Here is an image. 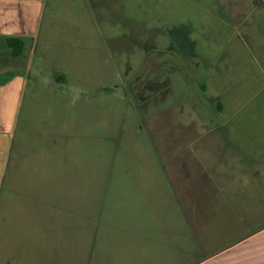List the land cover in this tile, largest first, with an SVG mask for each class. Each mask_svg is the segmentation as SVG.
Here are the masks:
<instances>
[{"label": "rangeland", "instance_id": "rangeland-1", "mask_svg": "<svg viewBox=\"0 0 264 264\" xmlns=\"http://www.w3.org/2000/svg\"><path fill=\"white\" fill-rule=\"evenodd\" d=\"M36 1L30 56L5 61L27 67L5 104L1 259L24 252L28 220V264H191L200 246L160 158L192 136L183 126L252 139L264 107V36L248 27L264 20L258 0Z\"/></svg>", "mask_w": 264, "mask_h": 264}, {"label": "crops", "instance_id": "crops-1", "mask_svg": "<svg viewBox=\"0 0 264 264\" xmlns=\"http://www.w3.org/2000/svg\"><path fill=\"white\" fill-rule=\"evenodd\" d=\"M221 5L231 9L230 13L238 19L233 26L241 31L245 21L241 19L238 10L232 9L234 5L223 1ZM39 6L36 0H0V192L10 161L7 153L10 123L7 124L5 120L8 98L23 83L21 75L25 74L27 67V63L23 61V66L19 62L6 64L7 58L13 55L7 38L21 37L25 41V47L19 57L25 53L29 57L30 52L26 50L29 49V36L34 31ZM254 10L260 17L261 14L264 15V0H258ZM248 27L253 37L264 36V20L261 18L255 19L252 26ZM254 46L259 53L264 49V41L255 42ZM224 110L225 107L220 106V111ZM174 112L175 118L178 116L177 109ZM160 113L156 112L154 119ZM252 119L251 140H236L230 130L225 133L219 130L222 125L216 127L205 123L204 132L195 131L194 126H183V132L187 130L192 136L182 144L184 147H174L169 156L160 158L167 175L159 177L160 182L177 194L200 246L201 257L191 264H264V107H255ZM170 123L168 122L169 125ZM250 127L246 124L239 128L248 130ZM176 143L174 146H177ZM20 170L18 166H14L12 171L15 174L20 173ZM130 176L133 177L134 174L129 172L125 177ZM212 210H217L218 218L222 220L219 223L225 226L220 234L213 235L209 228L216 226V220H219L211 218ZM23 224L25 232L19 238H25V242L20 239L18 242L22 244L19 249H24V252L5 251L7 263L1 259L4 255H0V264H11L10 260L13 258L16 264H20L22 259L23 264H28L31 230L28 220H24ZM243 228L251 231L234 238L233 243L230 241L219 246L221 239L229 241L230 235ZM15 232L18 233V229ZM17 249L18 247L15 250ZM12 264H15L14 260Z\"/></svg>", "mask_w": 264, "mask_h": 264}, {"label": "trees", "instance_id": "trees-1", "mask_svg": "<svg viewBox=\"0 0 264 264\" xmlns=\"http://www.w3.org/2000/svg\"><path fill=\"white\" fill-rule=\"evenodd\" d=\"M7 44L15 56L21 55L24 51L25 41L21 37H9L7 38Z\"/></svg>", "mask_w": 264, "mask_h": 264}]
</instances>
